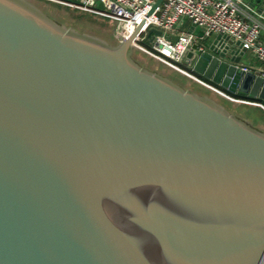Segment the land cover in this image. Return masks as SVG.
<instances>
[{"label":"water","instance_id":"water-1","mask_svg":"<svg viewBox=\"0 0 264 264\" xmlns=\"http://www.w3.org/2000/svg\"><path fill=\"white\" fill-rule=\"evenodd\" d=\"M133 38L0 0V264H264V129L143 65ZM190 69L264 103L230 61Z\"/></svg>","mask_w":264,"mask_h":264},{"label":"built area","instance_id":"built-area-1","mask_svg":"<svg viewBox=\"0 0 264 264\" xmlns=\"http://www.w3.org/2000/svg\"><path fill=\"white\" fill-rule=\"evenodd\" d=\"M84 9L118 23V40L133 38V45L172 69L197 82L213 88L234 102L260 106L264 103L236 97L195 76L189 53L210 52L206 42L215 36L213 48L236 58L230 62L244 72L264 77V14L246 0H163L155 9L157 0H50ZM264 1V0H263ZM101 2L104 9L96 8ZM189 21L201 33L182 28ZM153 29L160 30L158 34ZM197 45V49H194ZM212 50V49H211ZM251 53L253 65L237 61Z\"/></svg>","mask_w":264,"mask_h":264},{"label":"rangeland","instance_id":"rangeland-1","mask_svg":"<svg viewBox=\"0 0 264 264\" xmlns=\"http://www.w3.org/2000/svg\"><path fill=\"white\" fill-rule=\"evenodd\" d=\"M34 1L43 10L53 15L54 18H56L60 22H63L67 26L75 27L81 31H86L91 34L101 36L110 42L118 41L116 37L118 23L113 21L112 19L100 16L98 14H94L84 9L67 6L50 0ZM96 8L104 9V6L101 2H97ZM195 32L199 34L201 33V30L196 29ZM215 38L216 37L213 36L210 38V40H214ZM135 56L141 61L143 65L174 78L182 85L188 88H192L198 92L212 95V97L219 100L232 112L252 120L254 124L264 129V110L260 106L241 104L236 102L232 103L219 97V95L217 96V94H215L214 92L209 91L193 78L172 69L171 67L167 66L156 58L148 55L147 53H144L142 51H136ZM242 62L255 63V59L251 53H247L244 55V57H242ZM193 74L197 76L195 73Z\"/></svg>","mask_w":264,"mask_h":264},{"label":"crops","instance_id":"crops-1","mask_svg":"<svg viewBox=\"0 0 264 264\" xmlns=\"http://www.w3.org/2000/svg\"><path fill=\"white\" fill-rule=\"evenodd\" d=\"M246 1L254 9H256L257 11H259V12L264 14V1L263 0H246ZM182 30L191 32V31H195L196 28L191 24V22L187 21L185 26L182 28ZM263 39H264V35H263ZM213 42H214V40H208L206 42V45L209 47L210 52H211L213 57H218L221 60H225V61H231L232 59L236 58L232 54H229V53H227L225 51H222V50L221 51H217V50H215L213 48ZM198 56H199V53L195 52L193 57H192V67H194L195 64L197 63V57ZM237 61L240 62L242 65H253V64H255V63H243L242 62V58H239V57H238ZM210 66H211V62L206 64L203 67L202 71L206 72L209 69Z\"/></svg>","mask_w":264,"mask_h":264},{"label":"flooded vegetation","instance_id":"flooded-vegetation-1","mask_svg":"<svg viewBox=\"0 0 264 264\" xmlns=\"http://www.w3.org/2000/svg\"><path fill=\"white\" fill-rule=\"evenodd\" d=\"M194 72V71H193ZM196 75L200 76L203 80H205L208 83H212L211 80L209 78H207L205 75L203 76V74H199L197 72H194Z\"/></svg>","mask_w":264,"mask_h":264}]
</instances>
